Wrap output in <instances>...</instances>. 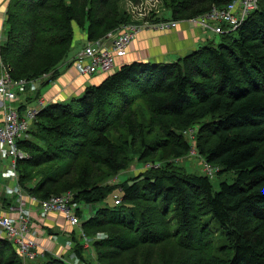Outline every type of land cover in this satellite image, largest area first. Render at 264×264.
I'll use <instances>...</instances> for the list:
<instances>
[{"label": "trees", "instance_id": "trees-1", "mask_svg": "<svg viewBox=\"0 0 264 264\" xmlns=\"http://www.w3.org/2000/svg\"><path fill=\"white\" fill-rule=\"evenodd\" d=\"M231 1L159 0L162 12L151 15L189 20ZM126 4L10 0L0 63L12 80L55 74L69 60L74 25L85 30L86 43L98 40L132 22ZM219 38L172 63L123 64L69 104L46 106L19 140L27 154L17 163L23 191L40 200L70 193L75 203H102L81 226L86 235L102 234L92 243L99 263L264 264V0ZM192 150L217 174L234 173L233 182L214 192L215 172H183L177 163ZM134 153L139 161H172L118 186L122 200L115 205L107 201L113 189L100 186L94 170L118 174ZM0 264H23L5 237ZM43 264L66 263L48 256Z\"/></svg>", "mask_w": 264, "mask_h": 264}, {"label": "built area", "instance_id": "built-area-1", "mask_svg": "<svg viewBox=\"0 0 264 264\" xmlns=\"http://www.w3.org/2000/svg\"><path fill=\"white\" fill-rule=\"evenodd\" d=\"M260 1L232 0L221 9L213 7L201 16L183 21L152 19L145 22L125 23L104 37L87 42L67 63L71 67L73 66L80 76L108 75L114 71L117 61L128 55L131 42L142 32H166L175 29L178 23H187L214 35H225L236 31L258 9ZM0 68V100L9 103L7 107H4V118L0 123V164L3 171L2 164L4 165V162L9 160L8 176L14 177L18 161L27 158V154L18 146V142L26 135L38 114L48 106L41 97L33 102H27L24 95L27 92L30 94L32 92L39 93L45 83L51 82L52 72L43 74L35 80H12L8 69L2 63H0ZM19 95L22 96L23 102L19 106H12L11 103L18 101ZM22 105H24V109L19 111V107ZM191 133L193 130H189L188 134ZM204 165L208 174L214 172L213 168L207 164ZM8 191L12 195L11 187H8ZM17 193L21 197L18 205L8 207L16 217L11 218L0 213V231L14 246L22 261L34 259L38 249L35 234L30 229V211L34 210L41 217L52 213L62 216L71 227L75 228L73 235L81 238H85L81 227L82 222L92 219L96 214L94 210L89 217L82 221L80 218L82 214L79 215L78 212L83 211L84 207L81 205L82 203L73 202L71 194L51 196L44 200L30 196L26 200L19 191ZM120 202V196L115 197L114 204L118 205Z\"/></svg>", "mask_w": 264, "mask_h": 264}, {"label": "crops", "instance_id": "crops-1", "mask_svg": "<svg viewBox=\"0 0 264 264\" xmlns=\"http://www.w3.org/2000/svg\"><path fill=\"white\" fill-rule=\"evenodd\" d=\"M9 1L10 0H0V25H2L3 21L5 20V13ZM2 28L3 27H0V32L4 30ZM204 33L206 32H203L197 27L190 26L187 23H180L177 29L166 32H142L138 34L131 42L128 55L124 59L117 61V66L115 67L114 71L123 64H129L134 61L151 60L158 63H172L178 58L184 57L195 51L198 45H200V48L207 45L208 43H216L215 38L210 40L204 39ZM2 36L3 35L1 33L0 41ZM83 42L84 43L81 48L86 45L85 39H83ZM80 49H78L77 52H79ZM72 58L70 57L69 60ZM69 66V64L62 65L59 68L60 75L57 77V79L53 83L46 85L44 84L40 89L39 96L45 101L46 105L56 103L67 104L74 97L79 98L84 90L76 92L75 95H72L71 97L67 95L68 91L70 90L69 87H71V89L75 87L74 82L76 85L84 82V86L87 87L89 85L99 84L105 78V75L97 74L92 76L91 79L99 78V83H95L93 80L87 81L88 79L91 80L90 77L80 76L76 69L73 70L74 67L71 69ZM74 78L76 79L74 80ZM28 94L30 93L27 92V94L24 96L27 98ZM21 102H23L22 96L19 95L18 101L11 103V105L19 106ZM8 105V102H3L0 100V123L2 122L5 114L4 107H7ZM0 169H2L1 164ZM1 182L4 185L7 184L0 175V184ZM6 200L7 198L4 196L3 201ZM8 200L7 203H5L7 204L6 207L16 206L15 199L14 201L10 199ZM0 213L8 217L15 218L14 213L7 212V210L3 207H0ZM81 220L83 221L85 219L81 218ZM30 229L31 232L35 234L34 236L38 245L35 258L38 256L39 258H42L43 254L45 253L51 254L52 256L56 255V257L59 258H63L65 255H70V252L66 251V249L69 248V246L66 245V242L68 243V241H70L73 237L78 238L73 235L75 228L71 227L62 216L53 213L48 214L45 217H41L37 213L32 212L30 214ZM0 237H5L1 231Z\"/></svg>", "mask_w": 264, "mask_h": 264}, {"label": "rangeland", "instance_id": "rangeland-1", "mask_svg": "<svg viewBox=\"0 0 264 264\" xmlns=\"http://www.w3.org/2000/svg\"><path fill=\"white\" fill-rule=\"evenodd\" d=\"M158 1L159 0H137V1H135L136 3H134V5H133L132 4L133 2H131L130 0H127V4H126L127 9L130 7L131 13L135 14V16L130 17L131 21L145 22L146 20L154 19L153 15H151V12L153 10H155L156 14L157 13L159 14L162 12L161 8H159L160 3ZM131 5H133V6H131ZM165 17L169 18V14L165 13ZM0 23H1V21H0ZM179 25H180V23L177 24L175 29H177ZM0 27H3L2 29H4L3 31L0 32V34L2 33V35H3L2 39L0 41V45H1V43H3V41H5L6 32H7V30H6L7 26L5 24V20L3 21V24L0 25ZM175 29H173V30H175ZM203 32H206V31H203ZM85 33H86L85 30H80L76 25H74V27H73V45H72L73 48L68 55L69 58L74 57L77 50L80 49L81 46L83 45V43H84L83 39L86 38ZM204 36H205L204 39H207V40L215 38L216 43H218L217 41H218V39H220L218 35H214L211 32L204 33L203 37ZM199 46L200 45H198L196 47V50L199 49ZM69 68L73 69V66L72 67L69 66ZM73 70H75V68ZM0 71H1V68H0ZM115 71H113V72H115ZM51 74H52V80L50 83H53L57 79V77L60 75V73L58 71L55 74L54 73H51ZM75 79L76 78H74V80ZM80 79H82V78H80ZM90 79H91V77H90ZM92 80L95 83L100 82V81H98L99 78L98 79H91V80L88 79L87 81H92ZM46 84H48V83H46ZM74 84H75L74 85L75 87H73L72 89H71V87H69L70 90L67 93V95H69V97H71L72 95H75V93L78 91H82V90L86 89V87L84 86L85 85L84 82L80 83L79 85L77 84L78 86L76 85L75 82H74ZM95 85H97V84H95ZM70 93H71V95H70ZM34 97H35L34 92H32V94H28L27 101H28V99H31L30 102H33ZM38 98H40V96H38ZM38 98H36V99H38ZM74 99H75V97L71 101H69V103L72 102ZM69 103H67V104H69ZM137 107H138L137 110L141 112L142 108H143L142 104H139ZM200 126H201L200 124H199V126L197 125L196 129H198V127H200ZM194 133L195 132L188 135V139L192 143L194 142V138H195ZM25 136H24V138H25ZM28 137H30V136H28ZM30 141L38 147L44 146V142H42L40 139L30 137ZM165 152L168 153V151H165ZM158 159H159V156H156V157H152L151 159H148V160L139 161V154L134 153L131 155V161H130L128 169L125 171L119 172L118 174H115V175H105L102 172L103 171L102 167L95 168L96 170H94V171L98 176V180H96V181H101V183H102V185L101 184H99V185L102 187H105L107 189H113V191L109 195L107 201H111V200L115 201V197L120 196L121 191H120V188H117L118 186L127 185L136 176H138L139 174H145L150 169L155 167V165L157 166L155 168L161 167V162L165 163V162L172 161V158L170 155L166 156L162 160H160V163H159ZM154 162L156 164H154ZM177 164H178V166H180V168L183 170V172L188 173V174L193 173L196 175H204L205 173H207L204 162L201 160V157L197 154V152L195 150L190 151V153L186 157L180 159ZM2 166H3V171H2V169H0V175H1L2 179L4 181H6L7 184L4 185L2 182L0 184V207L5 208L7 210V212H9V213H14V212L10 211V209L8 208L9 206L6 207L7 204H5V203H7V200L10 199V200L14 201V199H15L16 206H17L19 199L21 198V197H19V194L17 193V191H19L20 194L22 195V197L26 200H28V198L31 195L29 193H27L26 191H23L20 188V186L18 184V169L16 170L15 176L10 177V176H8V172H7V169L10 168L9 167L10 166L9 160L4 162V165L2 164ZM42 169L45 172L47 171V167H43ZM213 170L216 173V175L209 177V179L212 183L214 192L219 190V184L221 182H227L228 184H231L233 182L234 173L217 174V173H219L218 172L219 168H213ZM16 175H17V177H16ZM8 187H11L13 189L12 195L9 194ZM65 194H70V193H65ZM61 195H64V194H61ZM4 196H6V198H7L6 201H3ZM120 198H121V196H120ZM81 205H83L84 210L79 212V215L82 214V215H80V218L89 217L93 213L94 210L100 209L102 207V203H97L94 205H84L82 203ZM32 212L36 213L34 210L30 211L29 212V218H30V214ZM15 217H16V215H15ZM89 234H92V235L84 234L85 235V238L83 237L84 239L81 237H78L79 239L73 237L70 241H68V243L66 242V245L69 246V248L66 249V251L70 252V255H65V257H63V258H59V257H56V255L52 256L51 254L45 253V254H43L42 258H39V256H38L37 258H34L32 260L22 261V263L23 264H43L46 261L47 257L50 256V257H54V258L63 260L66 264H102V263H99L97 261L94 249L92 247L93 241L97 238H100L102 236V234H100L99 232H96V231H93V232L91 231ZM213 247H216V245H213ZM79 250H80V254L78 256L76 251H79Z\"/></svg>", "mask_w": 264, "mask_h": 264}]
</instances>
